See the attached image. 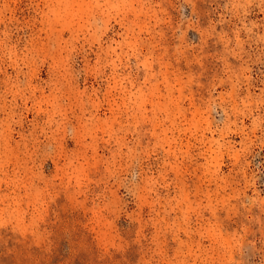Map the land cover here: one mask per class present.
Returning <instances> with one entry per match:
<instances>
[{"label": "rangeland", "instance_id": "obj_1", "mask_svg": "<svg viewBox=\"0 0 264 264\" xmlns=\"http://www.w3.org/2000/svg\"><path fill=\"white\" fill-rule=\"evenodd\" d=\"M0 264H264V0H0Z\"/></svg>", "mask_w": 264, "mask_h": 264}]
</instances>
